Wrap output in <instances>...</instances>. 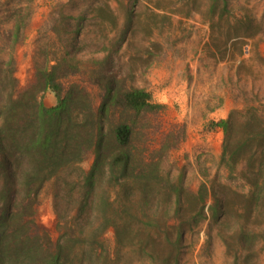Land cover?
Wrapping results in <instances>:
<instances>
[{
  "label": "rangeland",
  "instance_id": "1",
  "mask_svg": "<svg viewBox=\"0 0 264 264\" xmlns=\"http://www.w3.org/2000/svg\"><path fill=\"white\" fill-rule=\"evenodd\" d=\"M5 2L0 0V60L12 56L18 89L32 82L35 63L45 53L42 36L54 37L48 31L51 12L62 5L66 16L84 18L73 52L80 73L66 86L84 88L97 108L100 90L90 84V76L110 53L114 71L127 86L146 90L153 103L165 106L157 115L136 119L134 145L142 152L137 161L157 167L153 177L132 185L138 218L118 240L112 226L99 229L91 246L77 239L76 253L97 250L102 258L96 264H164L165 230L179 224L185 231L180 264H264V156H251L260 145L249 143L248 132L236 125L233 148L240 159L231 171L220 163L222 130H208L209 123L231 112L236 124L248 115L262 125L264 0H227L224 10L220 1L211 10L214 0H31L20 17L10 18ZM17 27V39L5 36ZM7 91H12L10 84ZM41 101L45 107L56 104L50 91ZM92 161L87 154L68 173L76 178ZM100 185L114 190L108 178ZM62 187L61 179L47 182L34 213L35 224L53 242L65 234L61 225L73 209ZM176 191L181 202L177 220L166 216L167 198ZM143 214H157V219ZM148 232L153 238L145 249ZM83 260L86 256L80 261L87 264Z\"/></svg>",
  "mask_w": 264,
  "mask_h": 264
},
{
  "label": "trees",
  "instance_id": "2",
  "mask_svg": "<svg viewBox=\"0 0 264 264\" xmlns=\"http://www.w3.org/2000/svg\"><path fill=\"white\" fill-rule=\"evenodd\" d=\"M29 1L6 0L7 16L20 17L23 4ZM218 1L223 10L226 8L227 0H214L211 10ZM83 21L82 16H66L62 5L51 12L48 31L54 37L43 34V59L35 63L32 82L22 89H18V81L13 76L12 56L6 61L0 60V264H82L80 260L84 256L87 261L83 262L87 264L99 263L102 256L97 250L90 249L88 254L82 251L79 255L73 242L84 238L91 246L95 233L99 229L102 233L109 226L114 228L117 240L125 235L132 221L138 218L133 209L132 185H140L138 182L157 173L154 164L138 163L142 152L134 145V135L136 119L146 113L157 115L165 106L153 103L146 90L127 86L114 71L110 53L89 80L100 90L97 108L92 106L84 88L65 85L70 77L80 73L73 52L84 29ZM19 31L17 27L5 36L14 35L17 39ZM63 34L68 36L65 40ZM9 84L10 92L7 91ZM47 91L56 98L52 107H45L41 101ZM261 124L252 122L248 115L236 124L234 112L226 119L209 123L208 130L220 129L224 135L220 163L233 171L239 162L240 156L233 148L236 125L248 132L249 143L260 145L251 156L256 157L258 153L264 156V120ZM87 154L93 156L90 169L73 178L69 168L80 164ZM54 178L61 179L62 190L73 204L61 225L65 234L56 242L34 221L41 191ZM104 178L114 186L113 192L101 187ZM171 198V195L167 198L166 216L177 220L181 207L179 192ZM143 215L152 221L157 219V214L150 218ZM93 223H98V227ZM149 234L148 243L142 246L145 249L150 247L149 239L153 238ZM184 237L185 231L179 224L167 226L168 253L164 264H180L178 251ZM109 256L106 254V261Z\"/></svg>",
  "mask_w": 264,
  "mask_h": 264
},
{
  "label": "water",
  "instance_id": "3",
  "mask_svg": "<svg viewBox=\"0 0 264 264\" xmlns=\"http://www.w3.org/2000/svg\"><path fill=\"white\" fill-rule=\"evenodd\" d=\"M247 50V48H245V51Z\"/></svg>",
  "mask_w": 264,
  "mask_h": 264
}]
</instances>
